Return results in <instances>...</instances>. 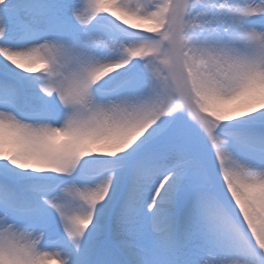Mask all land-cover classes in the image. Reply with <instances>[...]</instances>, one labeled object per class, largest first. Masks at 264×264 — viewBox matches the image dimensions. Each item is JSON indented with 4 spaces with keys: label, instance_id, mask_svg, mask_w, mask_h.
I'll list each match as a JSON object with an SVG mask.
<instances>
[{
    "label": "snow or ice",
    "instance_id": "1",
    "mask_svg": "<svg viewBox=\"0 0 264 264\" xmlns=\"http://www.w3.org/2000/svg\"><path fill=\"white\" fill-rule=\"evenodd\" d=\"M0 264H264V0H0Z\"/></svg>",
    "mask_w": 264,
    "mask_h": 264
}]
</instances>
